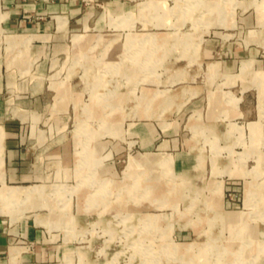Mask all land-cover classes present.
<instances>
[{
    "label": "rangeland",
    "instance_id": "374dc122",
    "mask_svg": "<svg viewBox=\"0 0 264 264\" xmlns=\"http://www.w3.org/2000/svg\"><path fill=\"white\" fill-rule=\"evenodd\" d=\"M130 2L133 10L119 14L95 7L50 60L39 58L38 123L51 127L37 152L40 176L5 181L0 136V217L48 215L35 220L60 233L59 264H264V113L234 142L217 139L232 143L219 159L239 155L243 174L228 164L211 172V128H182L181 146L194 147L181 150L202 157L179 163L141 147L132 126L143 119L181 126L179 105L192 91L177 93L204 79L200 40L242 36L256 0ZM20 49L26 54L27 46ZM198 118L211 114L185 123ZM217 208L239 211L230 223Z\"/></svg>",
    "mask_w": 264,
    "mask_h": 264
},
{
    "label": "crops",
    "instance_id": "0c3cea01",
    "mask_svg": "<svg viewBox=\"0 0 264 264\" xmlns=\"http://www.w3.org/2000/svg\"><path fill=\"white\" fill-rule=\"evenodd\" d=\"M254 5L252 26L245 28L242 36L231 37L232 33L225 31L200 40L196 56L203 58L204 79L181 86L177 93L192 91L179 105L184 110L181 126H175L171 119H164V125L158 119L133 121L134 133L141 147L149 149V152L157 150L161 156L169 154L179 163H185L190 156L192 159L197 155L202 157V153L190 155L187 149L181 150L194 147L191 144L181 146L184 139L182 128L189 129L190 126L195 131L193 125L197 123L200 128H211V172L217 173L212 170L228 164L238 167L236 174H243L238 166L243 163L239 155L236 159L224 158L222 162L217 154L219 149L229 152L233 139L241 138L242 126L248 127L249 120L259 124L257 118L264 113V0H256ZM133 6L130 0H0L3 15L0 19V41L4 43H0V136L5 181L39 179L40 176V155L37 152L41 143L49 138L51 127L38 123L40 87L34 77H39V58L47 56L50 60V55L63 47L65 35L70 36L77 32L73 30L84 26L87 15L95 7L119 14L133 10ZM26 46V54L20 55V48L24 50ZM1 47L15 53L5 57ZM29 63L27 70L25 67ZM227 94H231L235 101L226 99ZM250 112L255 117L245 118ZM208 113L211 121L198 118L186 124L190 115L203 117ZM219 120L222 121L221 127H217ZM228 121H233L240 128L229 131ZM227 136L232 138L231 142L224 139L223 143L218 142V138ZM55 151L54 148L48 153ZM217 209L224 211L226 221L230 223L236 217L231 214L239 211ZM5 216L0 217V264H59L57 254L64 243L60 233L55 226L35 220L36 216L44 218L48 215L26 211L13 220L7 214ZM12 246L16 250L13 256L10 254Z\"/></svg>",
    "mask_w": 264,
    "mask_h": 264
},
{
    "label": "bare ground",
    "instance_id": "6f19581e",
    "mask_svg": "<svg viewBox=\"0 0 264 264\" xmlns=\"http://www.w3.org/2000/svg\"><path fill=\"white\" fill-rule=\"evenodd\" d=\"M124 17V16H123ZM160 39V38H159ZM179 44H180V42H179ZM163 46V45H162ZM113 67V66H112ZM100 76V75H99ZM97 81H98V79H97ZM3 192V191H2ZM4 199V198H3ZM6 203V202H5ZM4 207L3 206H0V211H2V209H3ZM223 247H224V245H223ZM237 253H238V251H237Z\"/></svg>",
    "mask_w": 264,
    "mask_h": 264
}]
</instances>
